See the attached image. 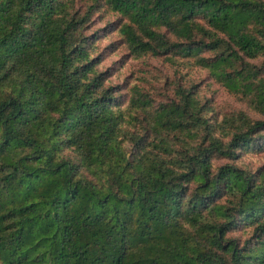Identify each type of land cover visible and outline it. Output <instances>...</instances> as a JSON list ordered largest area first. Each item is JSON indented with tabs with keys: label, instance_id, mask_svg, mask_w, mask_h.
Masks as SVG:
<instances>
[{
	"label": "trees",
	"instance_id": "obj_1",
	"mask_svg": "<svg viewBox=\"0 0 264 264\" xmlns=\"http://www.w3.org/2000/svg\"><path fill=\"white\" fill-rule=\"evenodd\" d=\"M101 13L133 56L195 59L264 116V0H0V264H264V167L243 166L264 117L214 120L195 86L127 96Z\"/></svg>",
	"mask_w": 264,
	"mask_h": 264
},
{
	"label": "rangeland",
	"instance_id": "obj_2",
	"mask_svg": "<svg viewBox=\"0 0 264 264\" xmlns=\"http://www.w3.org/2000/svg\"><path fill=\"white\" fill-rule=\"evenodd\" d=\"M93 30L99 31L102 36L98 44L100 51H103L104 62L102 69L112 70V83L120 86L127 96L134 87L139 88L147 94L154 105L158 107L163 103H170L175 99L174 88L176 85L185 89L195 86L201 104L205 106L204 111L209 112L208 116L214 120L223 122L238 117L241 113L246 114L253 120L263 119L260 108L247 96L232 92L221 83L212 72L201 66L195 59H168V56L156 58L153 56H133L127 45L122 42L119 33L114 32L106 37L108 23H114L117 17L108 13L97 14L93 18ZM116 42L117 50L111 45ZM205 57H210L205 54ZM264 70L262 58L256 60L245 59ZM127 140H124V143ZM124 145V144H123ZM127 145V144H126ZM226 160H217L215 164L224 165ZM241 166V164H239ZM243 166L251 170L264 167V153L261 155H248L243 159Z\"/></svg>",
	"mask_w": 264,
	"mask_h": 264
}]
</instances>
